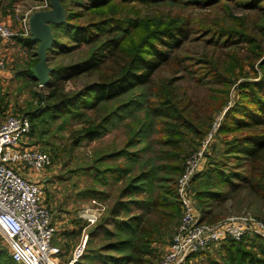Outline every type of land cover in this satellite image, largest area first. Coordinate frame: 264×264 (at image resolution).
Returning <instances> with one entry per match:
<instances>
[{"label": "trees", "instance_id": "obj_1", "mask_svg": "<svg viewBox=\"0 0 264 264\" xmlns=\"http://www.w3.org/2000/svg\"><path fill=\"white\" fill-rule=\"evenodd\" d=\"M60 5L65 21L50 26L55 40L48 60L82 46L87 50L80 60L52 68L44 87L48 95H40L41 100L46 97L47 109L31 119V135L42 139L50 134L52 124L61 121L58 132L77 126L69 137L70 147L77 148L122 126L128 130L121 149L102 152L87 168L95 170L105 186L107 176L114 184L122 183L107 218L117 222L118 231L111 235L118 241L102 249L115 254L101 257L102 264H153L154 242L173 239L181 219L180 202L168 200L177 196L174 177L182 175L184 160L199 149L213 122L211 115L208 123L196 125L189 120L185 114L190 103L179 93V79L164 77L158 82L155 78L164 67L174 76L181 71L199 74L197 81L206 77L224 87L216 92L225 98L214 97L220 112L228 106L231 90L236 93L215 135L213 153L192 182L201 212L213 201L224 200L223 187L230 184H245L264 206V0H60ZM166 7L172 11L163 13ZM190 8L222 10L221 19L193 27L186 16ZM234 9L252 14L234 16ZM194 30L200 33L198 40L217 50L247 45V56L242 58L238 49L220 56L215 52L210 56L205 50L194 59L202 68L194 70L184 57L174 55ZM15 39L22 48L39 46L32 38ZM35 55L34 65L20 69L16 77L38 84L32 73L39 62ZM261 60L262 77L255 67ZM248 67L252 77L246 72ZM82 77L94 80L80 89L66 90L69 82ZM5 102L0 94V113ZM156 136L161 137L153 142ZM155 145L165 150L155 151ZM121 159L122 163L99 167ZM232 159L237 160L236 167L242 163L245 169L233 167L226 174L224 167ZM90 190L105 200L106 191ZM131 205L141 213L127 216ZM122 213H126L123 220ZM253 240L260 244L261 257L248 251L243 242L224 243L230 264H264V242ZM0 264H18L1 243Z\"/></svg>", "mask_w": 264, "mask_h": 264}, {"label": "rangeland", "instance_id": "obj_2", "mask_svg": "<svg viewBox=\"0 0 264 264\" xmlns=\"http://www.w3.org/2000/svg\"><path fill=\"white\" fill-rule=\"evenodd\" d=\"M0 1L2 2L0 5V23L9 25L16 34H19L18 37L28 39L25 38L22 33L24 20L29 21L33 14L37 12L52 10V4L55 0ZM162 9L163 13H169L172 11L170 7ZM221 13L222 10L217 9L201 10L190 8L186 10V16L189 17L190 21L192 20L191 23L193 24V27H196V25L201 22L220 20ZM242 14L252 13L244 12L239 9H234L232 13L234 16H241ZM199 35L200 33H197L194 30L190 40L187 41L179 51L174 52L175 56L180 58L184 57L189 66L193 65L194 68L192 69L194 70L202 68L200 62H195L194 59H198V54L203 53L205 50L210 53V56H212L214 52L220 56L221 54L228 55L230 51H236L238 49L237 51L242 58L246 57L249 51V46L247 45H240L238 48L233 46L229 50H217L214 46H208L198 40ZM260 40L263 41V38H259V41ZM38 48L39 46L34 49L22 48L15 38L8 43H2L0 41V55L6 61L9 73L8 76L0 80V94L6 100V105L3 106L2 112L0 113V123H2L6 117L13 115H30L31 119H35L47 109L48 102L45 99L46 97L41 100L40 95L47 96L49 92L48 89L40 87L39 83L35 84L30 79H24L23 77L19 79V77H16V73L20 69L34 65L35 61H37L35 54H37ZM86 50V46H82L80 49L73 50L66 55L52 56L48 60V65L52 69L59 64L76 62L82 58ZM262 60L258 61L255 66L261 77L262 75L258 66ZM171 71L172 70L168 67H164L156 74L155 78L158 82L160 81V78L164 77L169 79H179L177 80V85L180 87L179 93L186 98L185 102L189 101L190 103L185 114L189 120L196 123V125H199L202 124L201 121L208 123V117L210 115L212 116L213 122L211 123V128L207 130L206 137L201 141V145L197 150L199 151L208 134L212 131L214 123L216 121L222 122L221 120H223L224 112L228 109L229 105L230 107L232 106L233 101H231V98L234 100L236 93L234 90H231L228 106L224 111L220 112L217 108L218 98L215 101L214 97L222 95V97L219 96V98H225V94L216 92V89L221 90L224 89V87L214 85L212 81L206 77L202 78L201 82L197 81L199 74L194 76L181 71L174 76ZM246 72L249 74V77H252L253 73L249 67L246 69ZM93 80L94 78L82 77L76 82H69L66 85V90L72 91L80 89L85 84L91 83ZM259 80L260 78L255 81ZM41 102L45 103L42 108L40 104ZM194 117H196L198 121L193 120ZM60 124L61 121L52 124L50 134H45L42 139H40L39 135L33 136L31 133L30 136L25 139L26 142L24 146L49 153L52 159V164L42 173H34L31 171L23 172L29 180H33L42 185L46 192V204L50 208L53 215L54 225L58 231L56 239L66 241V243L63 244V248L61 247L63 252L60 257L62 263H68L73 257L76 249L82 245L83 240L88 236L85 251L76 264H102L99 260L101 257L106 259L115 254L102 249L108 244L118 241L117 236L111 235V233L114 234L118 231V227H114L112 221L107 220L110 216L109 211L113 206L114 199L112 198L109 202L108 200H103L100 195L96 193L91 194L90 191L92 190L90 189L95 188L99 191L103 189L104 191L109 192L110 196L114 197L118 194L120 188H115L114 183H112L110 178L111 176H107L109 184L106 186L103 185L102 181L97 179V173L95 170L89 172L87 168L94 165L95 160L102 152L121 149L127 139L128 130L125 126H122L100 140L83 142L79 147L71 148L69 137L77 126L70 125L67 130L58 132L56 131V128ZM160 137L161 136H156L153 142L158 141ZM216 143L217 140L215 136V141L212 143L208 159L212 155L213 146ZM161 149L164 148L157 147L156 145L154 147L155 151ZM197 151H194L193 154ZM189 157L184 160L183 168H185L186 161ZM208 159L206 162H208ZM231 161L232 162L227 164V166H222L224 167L226 174H230L233 167L236 171H243L245 169L242 163L237 167L234 165L237 160L232 159ZM109 164L112 165V163ZM106 165L102 164V166L99 165V167L104 168ZM180 177L181 176L178 175H175L174 177L177 183L176 187H178ZM176 190H178V188ZM191 191L194 200L196 201V206L199 208V203L193 189V183H191ZM223 192L225 193L224 200L213 201L207 206L206 212H201L203 220L217 223L234 216L251 215L255 219L264 221V206L262 201L256 194L247 188L245 184H241L237 187L232 184L228 186L225 185L223 187ZM178 201L180 202L179 197ZM100 207L105 208V211L101 213V215L98 213V208ZM91 214H94L95 216L98 215L99 217L93 225H90L87 220ZM181 216L182 212L179 218H181ZM123 238H125V236H123ZM0 239L3 248L7 249L11 254L7 242L1 235ZM172 240L157 243L153 246V264H158L162 261L172 243ZM240 242L244 243V246L248 251H252L261 257L259 251L260 244L258 242L248 239L247 241L243 240ZM87 255H90L91 258ZM196 256L197 257H190L186 264H230L224 243L210 252ZM146 259L151 260V257L147 256Z\"/></svg>", "mask_w": 264, "mask_h": 264}, {"label": "built area", "instance_id": "obj_3", "mask_svg": "<svg viewBox=\"0 0 264 264\" xmlns=\"http://www.w3.org/2000/svg\"><path fill=\"white\" fill-rule=\"evenodd\" d=\"M29 22H23L25 38L32 37ZM18 35L9 25L0 23L2 43L11 42ZM7 68L0 55V80ZM40 104L42 108L45 103ZM220 123H214L201 149L186 161L177 187L182 216L172 243L158 264H185L190 257L210 252L227 241L258 239L264 242V221L250 215L209 222L202 219L201 210L196 206L191 183L207 163ZM30 133V115L9 116L0 123V235L18 264H63L60 258L63 252L54 244L57 229L46 204V192L42 185L29 180L23 172L42 173L52 164L49 153L24 146ZM104 211V207L98 208L99 215ZM89 216L90 225L99 219L98 215ZM87 239L88 236L67 264H76L82 257Z\"/></svg>", "mask_w": 264, "mask_h": 264}, {"label": "water", "instance_id": "obj_4", "mask_svg": "<svg viewBox=\"0 0 264 264\" xmlns=\"http://www.w3.org/2000/svg\"><path fill=\"white\" fill-rule=\"evenodd\" d=\"M59 1H54L52 10L33 14L29 22L32 40L39 42L37 51L39 62L32 69V73L41 87H46L49 84L52 72L48 65V51L52 49L55 38L50 26L65 21V14Z\"/></svg>", "mask_w": 264, "mask_h": 264}, {"label": "crops", "instance_id": "obj_5", "mask_svg": "<svg viewBox=\"0 0 264 264\" xmlns=\"http://www.w3.org/2000/svg\"><path fill=\"white\" fill-rule=\"evenodd\" d=\"M44 11H49V10H44ZM13 44V43H12ZM20 49V48H19ZM34 49V48H33ZM9 75V73H8V71H7V73L5 74V76H4V78L6 77V76H8ZM124 161V160H123ZM109 163H112V164H119V163H122V159L121 160H118V161H112V162H110V161H107V162H105L104 164L106 165H109ZM120 185V186H119ZM114 186H115V188H121V186H122V183L121 182H119L118 184H114ZM102 191H104L103 189H102ZM118 195V194H117ZM117 195L116 196H114V197H112V196H110V193L109 192H107L106 191V194L104 195L105 196V200H108V202L113 198L114 199V201H113V203L115 202V199L117 198ZM126 200H132V198L130 197V198H127V199H125L124 201H126ZM168 200L169 201H178V197L175 195V198L173 197L172 198V196H170V198H168ZM175 201V202H176ZM141 213V210H139V209H137V207L136 206H133V205H131V207L129 208V210H128V213H127V216H129V217H132V216H134V215H139ZM126 214V213H125ZM125 214L124 213H122V216H125ZM126 218V216L124 217V218H121V220H123V219H125ZM128 218V217H127ZM119 219V218H118ZM113 223V222H112ZM113 226L114 227H116L117 226V222H115V223H113ZM57 229V228H56ZM57 233H58V231H57ZM57 233H56V235H55V239H56V236H57ZM54 239V244L56 245V246H58V247H62L63 248V244H65L66 243V241H64V240H58V239H56L55 240ZM157 244V242H154V244H153V246H155ZM62 245V246H61ZM195 257H197V256H195ZM195 259H197V258H195ZM186 263H187V261H186ZM185 263V264H186Z\"/></svg>", "mask_w": 264, "mask_h": 264}]
</instances>
